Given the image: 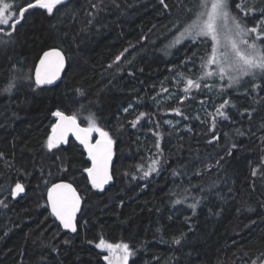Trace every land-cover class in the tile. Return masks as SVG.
Masks as SVG:
<instances>
[{
  "label": "trees",
  "instance_id": "obj_1",
  "mask_svg": "<svg viewBox=\"0 0 264 264\" xmlns=\"http://www.w3.org/2000/svg\"><path fill=\"white\" fill-rule=\"evenodd\" d=\"M195 3L67 0L52 16L30 9L13 42L0 46V264H106L95 246L101 239L127 243L128 264L264 262V84L228 88L201 79L206 38L169 47L195 18ZM230 8L249 27L264 20V0H230ZM52 48L62 50L66 69L57 85L38 88L34 66ZM13 76L14 93H3ZM178 76L201 85L191 103L163 101L170 90L182 92L173 83ZM225 100L227 119L216 112ZM198 106L207 108L201 120L191 115ZM57 110L85 127L94 114L109 133L114 161L106 188L89 184V162L72 139L47 150ZM150 167L156 171L145 177ZM59 181L83 201L74 235L47 207V189ZM16 183L25 192L14 199Z\"/></svg>",
  "mask_w": 264,
  "mask_h": 264
},
{
  "label": "snow or ice",
  "instance_id": "obj_2",
  "mask_svg": "<svg viewBox=\"0 0 264 264\" xmlns=\"http://www.w3.org/2000/svg\"><path fill=\"white\" fill-rule=\"evenodd\" d=\"M161 3H164V0H161ZM66 4L67 0H19V2L18 0H0V37H8L6 40L0 39V46H7L13 42L12 37L18 31L17 26L26 19V13L30 9L45 10L49 16H52L54 10H59L58 6ZM236 7L245 15L251 11L245 10L241 4H237ZM193 15L195 18L190 19V22L188 20L183 22L182 30L177 29L178 34L170 41L169 47H175L185 40L196 43L201 38H206L211 41V46L207 58L202 60L204 76H217L221 81H227L228 88L234 85L242 87L251 85L253 89H256L261 86L256 83L258 79L261 84H264V20L257 26H247L238 14L231 12L230 0H196ZM120 58L117 56L116 60L119 61ZM64 66L65 56L62 50L45 51L35 67V86L53 84L59 78ZM13 68L15 70L16 66L13 65ZM203 78L202 76L201 79ZM17 83V78L13 76L3 88V93L13 94ZM204 86L208 87L207 84ZM192 87L200 88L201 85L188 79L187 86L183 90L187 93ZM228 103L229 101L225 100L216 109L218 115L225 119L227 117L222 109ZM52 115L57 119L47 137V150L51 152L64 143L68 133L71 132L84 145L88 159L91 161V167L85 168L91 186L94 189H103L104 185L112 179L109 165L113 158V140L109 133L98 126L94 114L89 117L88 127H81L78 124L76 114H66L64 111L57 110ZM144 115L141 113L140 117ZM177 115L180 113L177 112ZM213 121H215V116H213ZM135 126L136 122H133V127ZM92 133L99 134V139L94 144L89 143ZM157 148H159V142H157ZM152 163L155 165L157 161L153 160ZM153 171H156V168L150 167L143 174L147 177ZM253 175H256L255 170H253ZM24 192V186L16 183L11 190V195L15 199ZM47 195L51 214L64 229L76 232L74 221L81 205V197L77 195L76 190L67 183L53 184L48 189ZM176 203H181V201L178 199ZM198 203L196 201L189 205L194 214ZM175 242L180 241L177 239ZM95 246L108 253L103 257L106 264H128L129 257L133 254L127 243H110L101 239ZM253 264L257 262L253 261Z\"/></svg>",
  "mask_w": 264,
  "mask_h": 264
},
{
  "label": "rangeland",
  "instance_id": "obj_3",
  "mask_svg": "<svg viewBox=\"0 0 264 264\" xmlns=\"http://www.w3.org/2000/svg\"><path fill=\"white\" fill-rule=\"evenodd\" d=\"M186 41V40H185ZM210 41V40H209ZM184 42V41H183ZM211 43V41H210ZM181 44V43H180ZM179 45V44H178ZM177 46V45H176ZM171 49L174 47H170ZM213 70H214V66H213ZM201 74L203 75V77H205L206 81H210V80H217V81H221L217 76H212V77H207L204 76V70L201 69ZM190 78H184V77H175L174 78V85L179 87L182 92L181 93H177L175 91L170 90V92L163 98V101H173V99L177 102H183V101H189L191 103V100H188V98L190 97V94L195 91L196 87H192L187 93L184 92V88L187 86V80ZM246 79V78H245ZM193 80V79H192ZM195 81V80H193ZM185 99V100H182ZM207 110V108H203L201 106H198L192 113V117L196 118V119H203V113ZM182 121L183 119H179V118H169L166 120V123L173 126V127H179L180 125H182ZM92 135H96L99 137L98 133H92ZM97 248V247H96ZM98 249V248H97ZM100 252H102L105 255H108V253L105 250L102 249H98ZM130 258V257H129ZM129 261V260H128Z\"/></svg>",
  "mask_w": 264,
  "mask_h": 264
},
{
  "label": "water",
  "instance_id": "obj_4",
  "mask_svg": "<svg viewBox=\"0 0 264 264\" xmlns=\"http://www.w3.org/2000/svg\"><path fill=\"white\" fill-rule=\"evenodd\" d=\"M52 49H57V48H52ZM52 49H48V50H46V51H49V50H52ZM45 52V51H44ZM43 52V53H44ZM43 53L40 55V57H39V59L37 60V62H36V64H35V66H34V69H33V72H32V78H33V82H34V75H35V67H36V65H38V63H39V60H40V58L42 57V55H43ZM64 54V53H63ZM65 56V55H64ZM66 66H67V61H66V57H65V66H64V69L60 72V75H59V78L57 79V80H55L54 82H53V84H51V85H42V86H40V87H38V88H50V87H54L55 85H57L60 81H61V79H62V76H63V73H64V71H65V69H66ZM35 84V83H34ZM54 117V116H53ZM55 118V122H56V117H54ZM79 124V123H78ZM80 125V124H79ZM81 127H85V126H82V125H80ZM69 139H72L82 150H83V153L85 154V156H86V158H87V160H88V162H89V167H91V161L88 159V153H87V151L85 150V148H84V145H82L77 139H76V137H75V135H73L71 132H69L68 133V136H67V138H66V141L64 142V143H62V144H60V145H63V144H65ZM97 139H99V137L98 136H96V135H90V138H89V143H92V144H94L95 142H96V140ZM59 145V146H60ZM112 148H113V146H112ZM113 161H114V150H113V158H112V161H111V163H110V165H109V173H110V175H111V167H112V164H113ZM87 179H88V175H87ZM88 182H89V184L91 185V183H90V181H89V179H88ZM111 182V180L109 181V183ZM59 183H67V184H70L75 190H76V188L71 184V183H69V182H67V181H59V182H56V183H54V184H59ZM109 183L108 184H106V185H104V188H106L108 185H109ZM53 185V184H52ZM52 185L50 186V187H52ZM49 187V188H50ZM48 188V189H49ZM103 188V189H104ZM48 189H47V191H48ZM97 190H102V189H97ZM76 192H77V195L79 196V197H81L80 196V194L78 193V191L76 190ZM45 199H46V203H47V207H48V209H49V212H50V214H51V208H50V205L48 204V195H47V192H46V195H45ZM82 204H83V201H82V198H81V205H80V210L77 212V214H76V219H75V221H74V223L76 224V221H77V217H78V215L80 214V211H81V209H82ZM51 216L54 218V220L56 221V223L60 226V228H61V230L63 231V232H66V233H69V234H71V235H74L76 232H71V231H69V230H67V229H64L60 224H59V221L58 220H56V218L51 214ZM76 228H77V226H76Z\"/></svg>",
  "mask_w": 264,
  "mask_h": 264
}]
</instances>
